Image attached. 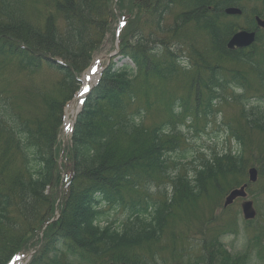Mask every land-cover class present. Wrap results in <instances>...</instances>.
Returning <instances> with one entry per match:
<instances>
[{
    "label": "trees",
    "instance_id": "16d2710c",
    "mask_svg": "<svg viewBox=\"0 0 264 264\" xmlns=\"http://www.w3.org/2000/svg\"><path fill=\"white\" fill-rule=\"evenodd\" d=\"M256 1L261 8L248 11L246 0H0V264L29 250L25 264L248 263L228 251L221 227L200 232L196 257L176 245L195 221L196 201L210 186L231 187L230 176L240 186L247 164L228 151L192 175L181 171L186 150L174 126L181 116L208 117L236 87L257 92L258 105L243 94L235 101L245 125L264 134V29L253 19L264 18V0ZM229 6L242 13L226 14ZM119 20L118 60L104 67L62 145L64 107ZM240 29L256 30L254 43L229 50ZM47 71L56 74L50 87L35 79ZM155 104L164 116L147 127ZM259 157L263 175L264 152ZM104 206L128 218L102 224ZM169 227L171 257L159 258L152 246ZM250 243L264 259V221Z\"/></svg>",
    "mask_w": 264,
    "mask_h": 264
},
{
    "label": "rangeland",
    "instance_id": "374dc122",
    "mask_svg": "<svg viewBox=\"0 0 264 264\" xmlns=\"http://www.w3.org/2000/svg\"><path fill=\"white\" fill-rule=\"evenodd\" d=\"M246 2L245 6L248 11L261 8L259 1L246 0ZM167 20V22H170L172 20L171 16L167 18ZM240 22L244 23V19H241ZM118 24L114 32L108 34L102 46L92 51V61L82 72V83L79 90L75 93V96L79 95L84 84L89 81L90 78H93L92 85H96L99 73L103 70L105 65L109 63L110 59L115 56L113 58L114 61L118 60L116 54L110 57V55L115 52V49L118 48L116 30L121 26ZM35 79L39 84L50 87L56 80V74L52 71H47L36 76ZM25 80L26 78L23 75H20L18 78L19 84L23 86L26 84ZM181 85V79H179L178 82L172 83V89L176 93H179ZM234 88L228 90L227 100L218 102L214 106L212 114L208 117L193 119L185 115L187 117L181 116L179 118L174 127H176V130L181 134L180 149L186 150L185 159L180 161L183 163L180 169L192 175L200 164L205 160L211 159L213 155L228 151H240L247 164V170L249 167L254 166L258 171L257 181L253 184L248 182V175H245V177L239 181L241 185L242 183H248L246 198L253 201L256 209V217L251 219L254 221H252L253 223L250 225L245 222L246 220L243 218L241 211L242 198H237L231 205L223 210L222 206L227 193L233 189V187H239L230 176L228 184H231V187L224 182L222 183L223 188L221 191L210 186L208 193L196 201L194 204L195 211L193 216L195 221L184 238L181 237L175 243L178 247L185 248V251L187 250L189 255L196 257L200 252V232L209 234L212 232L211 230L221 227V230L224 231L222 241L230 253L246 254L248 257L247 264H264V259L258 254L255 245L252 243L249 244V240L256 234L259 225L264 221V174L259 175V164L261 161L259 156L261 152H264V134L249 129L245 125L240 115L241 103L240 101H235L236 95L243 94V98L248 99L249 106L258 105V94L254 89L243 91L236 87ZM252 88H255L254 83ZM74 104V99H71L65 106L64 121L59 134V142H61L62 145H65L69 141ZM161 111L160 105H153L147 112L143 124L147 127L159 124L164 116ZM229 126L236 128L242 133L245 138L243 143L232 135ZM168 184L169 182L167 181L165 187L170 191L171 189ZM156 191V187H151V193H156ZM102 211V224L105 222H116L117 224L126 221L128 218V212L122 208L110 209V207L104 206L102 207ZM57 212L58 210L55 211V217L58 215ZM232 219L236 220V228H233V231L228 230L230 228L228 222ZM175 224L176 220L172 222V228ZM203 224L204 226H202ZM200 226L202 227L201 229ZM172 228L169 227L160 241L156 242L155 246H152V249L155 250L159 258L168 259L171 257L172 240L170 232ZM28 252V257H31L30 255L33 254L34 250L25 251L17 255L9 264H14L19 257L27 255ZM25 263V259L19 261V264Z\"/></svg>",
    "mask_w": 264,
    "mask_h": 264
},
{
    "label": "water",
    "instance_id": "95a60500",
    "mask_svg": "<svg viewBox=\"0 0 264 264\" xmlns=\"http://www.w3.org/2000/svg\"><path fill=\"white\" fill-rule=\"evenodd\" d=\"M224 12L228 15H239L241 14V9L235 6H229L224 9ZM255 22L258 27L264 28V19L259 16H255ZM255 31L239 30L234 33L228 40L226 46L229 50H234L236 48H244L250 46L255 41ZM84 98L81 99V101ZM248 182L253 183L257 180L258 172L254 166H251L247 170ZM247 183L231 189L225 196L223 206L227 207L231 205L235 199L242 198L241 211L243 218L245 220L254 219L256 216V209L254 207L253 201L247 197ZM22 259V258H21Z\"/></svg>",
    "mask_w": 264,
    "mask_h": 264
},
{
    "label": "bare ground",
    "instance_id": "6f19581e",
    "mask_svg": "<svg viewBox=\"0 0 264 264\" xmlns=\"http://www.w3.org/2000/svg\"><path fill=\"white\" fill-rule=\"evenodd\" d=\"M92 81H93V78H90V80L87 81V82L84 84V86H83V88H82V90H81V92L79 93L78 96H82V95H83V93L85 92V89L89 87V84H91ZM75 104H76V102H75ZM76 108H77V104L74 105V111H75ZM14 264H18V261H17V262H14Z\"/></svg>",
    "mask_w": 264,
    "mask_h": 264
},
{
    "label": "flooded vegetation",
    "instance_id": "af4514ba",
    "mask_svg": "<svg viewBox=\"0 0 264 264\" xmlns=\"http://www.w3.org/2000/svg\"><path fill=\"white\" fill-rule=\"evenodd\" d=\"M255 16H257V15H254L253 18H255ZM255 31H256V30H255Z\"/></svg>",
    "mask_w": 264,
    "mask_h": 264
},
{
    "label": "snow or ice",
    "instance_id": "6c2138e0",
    "mask_svg": "<svg viewBox=\"0 0 264 264\" xmlns=\"http://www.w3.org/2000/svg\"><path fill=\"white\" fill-rule=\"evenodd\" d=\"M85 90H87V88Z\"/></svg>",
    "mask_w": 264,
    "mask_h": 264
}]
</instances>
